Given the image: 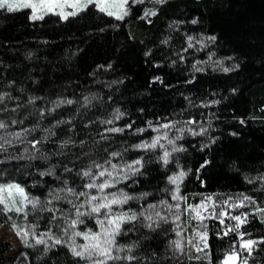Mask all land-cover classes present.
<instances>
[{
    "label": "trees",
    "instance_id": "16d2710c",
    "mask_svg": "<svg viewBox=\"0 0 264 264\" xmlns=\"http://www.w3.org/2000/svg\"><path fill=\"white\" fill-rule=\"evenodd\" d=\"M149 10L157 14L142 18ZM194 19L196 24L191 23ZM213 35L217 37L214 43L208 40ZM188 37L193 38L194 47H188ZM186 48L187 51H183ZM146 52L151 54L145 56ZM236 64L239 68L231 70ZM225 68L230 70L225 72ZM155 76H160L163 83H152ZM190 80L193 82L188 83ZM4 92L16 99L5 98L0 104V108L6 109L0 111V119L5 122L24 120V125L10 131L35 125L37 110L53 107L49 101L71 99L74 103L46 115L39 121L40 128L29 137L45 135L41 129L52 127L58 119L72 121V125L53 128L56 135L40 146L48 158L0 165L3 171L0 183L21 182L32 195L43 200L48 190L59 182L50 176L41 179L36 173L55 166L58 177L67 178L70 184L75 181L80 190L84 181L76 177L75 172L86 168L89 158L77 159L76 154L82 151L78 146L60 150L61 140L70 136L78 143L83 139V151L96 156L99 149L123 151L155 135L151 130L142 136L126 130L123 134L107 133L109 139L105 141L100 137L105 128L124 127L133 121V128H143L147 121L155 124L194 117L208 132L204 137L186 134L180 142L187 151L177 155L179 164L192 170L181 185L188 203L198 204L204 197L211 196L218 204L227 200L231 205L238 203L241 196H249L255 204L230 209L233 215L264 208V179H261L264 177V0H167L163 4L144 0L132 6L122 21L95 8L67 21L55 15H46L43 21H32L28 10L15 13L0 10V93ZM30 97L44 99L33 105L28 103ZM85 97L95 99L85 107ZM17 104L21 106L12 111ZM115 109L124 113L120 120L108 125L100 123L111 119ZM241 119L245 124L239 123ZM73 125L75 130L70 131ZM193 127L198 129L200 125ZM233 132L238 135H231ZM210 137H217L216 143L200 151ZM59 151L65 155H58ZM160 151L157 150V154ZM8 152L15 154L16 148H9ZM141 155L147 159V154L132 150L125 153V158L130 160ZM206 159L211 163L197 173L196 169ZM17 164L24 166L21 171L15 170ZM65 165L73 168V172L61 175ZM146 168L147 179L138 177L140 183L129 181L118 187L134 195L145 191L153 195L147 201H132L125 207L139 210L141 204L164 197L162 189L168 187L166 177L176 170L174 164L164 167L154 159ZM197 175L201 179H197ZM37 180L39 186L33 187ZM59 206L70 207L63 202ZM9 215L14 220L0 214V227L12 230L13 222L24 225L30 221L39 225L37 234L47 228L49 214L46 212L30 214L29 221L15 217L14 213ZM196 223L190 221V225ZM204 223L208 226L207 257L205 253L191 252L199 255V260L173 257L168 248V241L175 239L171 230L165 236L138 225L136 230L121 237L120 242H139L141 246L135 251L140 256L147 257L154 250L160 264H220L231 251L233 241L237 247L239 241L234 233L218 236L224 226L217 220L208 219ZM233 223L225 221L226 225ZM241 230L251 233L245 239L264 238V214L250 215L249 223ZM193 231L194 227L187 228L188 238ZM28 243L35 245L31 236ZM43 248V245L25 247L22 243L11 256L5 257L11 247L6 242L0 243V264H72L66 248L57 246V250L47 255ZM189 250L190 246L186 247V251ZM144 264L150 262L145 260ZM248 264H264V244L256 245Z\"/></svg>",
    "mask_w": 264,
    "mask_h": 264
},
{
    "label": "snow or ice",
    "instance_id": "6c2138e0",
    "mask_svg": "<svg viewBox=\"0 0 264 264\" xmlns=\"http://www.w3.org/2000/svg\"><path fill=\"white\" fill-rule=\"evenodd\" d=\"M155 2L163 4L167 0H155ZM141 3H144V0H0V10L8 13L28 10L32 21H43L46 15H55L61 20L67 21L71 17H76L80 13L95 8L108 17H114L116 20L122 21L129 15V9L132 6ZM156 14L155 11L149 10L144 13L142 18L155 16ZM191 23L196 24L197 20L194 19ZM192 39V37H188L189 48L194 47L191 43ZM216 39L217 37L214 35L208 37V40L213 43ZM183 51H187V48ZM150 54V52H146L145 56ZM180 59L183 60V56ZM196 63L201 62L197 61ZM155 66L159 67V65ZM193 67L196 68V64ZM237 68H239V64L234 65L231 70ZM196 70L200 71L199 68H196ZM229 70V68L224 69L225 72ZM157 82L163 83V79L160 76H155L152 83ZM192 82L191 80L188 81V83ZM5 98L9 100L16 99L12 97L11 93H0V104H3ZM43 99V97H30L28 103L34 105L37 100ZM93 99L95 97H85L84 106L87 107ZM49 103L53 104V107L37 110L35 113L37 123L32 127L25 126L17 131H10V128L24 125V120L13 119L5 122L0 119V165L12 161L23 162L38 160L41 157L48 158L40 146L56 135L53 128H59L64 124L72 125V121L58 119L52 127L41 129L46 133L45 135L32 137L31 139L29 137L40 128L39 121L43 120L46 115H50L65 104L72 105L74 101L71 99H57L56 101H49ZM213 103L217 102L214 101ZM20 106L17 104L12 111H16ZM202 106L207 107L209 105ZM5 110L0 108V111ZM123 116L124 113L119 109H115L111 119L102 120L100 123L113 124L114 121L120 120ZM134 123L133 121L124 127L105 128L100 133L101 140L107 141L109 139L107 133L123 134L126 130H132L133 135L141 136L144 132L151 130L156 135L150 140H141L130 145L124 148L123 151H108L107 147L99 149L96 156L83 151L85 145L83 139L77 143L69 136L59 142L58 147L60 150L70 146H78L82 151L80 154H76L77 159L82 156L89 158L87 167H82L75 172L76 177L84 181L80 186V190H77L75 181L70 184L67 178L61 179L58 177L55 166L38 170L36 173L41 179L50 176L56 178L59 182L56 187L48 190L47 196L43 200L39 196L32 195L21 182L6 181L0 183V214H3L8 220H14V217L9 215L12 213L15 214V217L24 221H29L32 213L46 212L49 214L46 217L47 228L40 231L39 234L36 232V228L39 227L36 223L29 221V223L21 225L13 222L11 228L15 235L21 239L25 247L43 245L45 255L50 251L57 250V246L66 248L72 258V264H81V262L83 264H144L145 260H148L150 264H160L154 250L147 257L140 256L135 251L141 246L139 242L123 244L120 242V238L136 230L138 225L156 234L162 232L165 236L171 230L177 237V239L168 241V248L171 250L173 257L177 260L180 257L199 260L201 257L192 255L191 252L205 253L207 257L206 249L209 248L208 226L204 221L214 219L224 226L222 234L218 233V236L222 238L234 233L239 241L238 247L236 241H233L231 251L225 254L220 264H248V257L252 255L257 244H264V238L260 240L245 239L246 236L250 237L251 233L241 229L249 223L250 215L264 214V208H257L252 213L240 212L233 215L230 209L245 208L249 203L254 205L255 201L249 196H241L238 203L229 205L226 200L223 204H218L211 196H207L198 204H190L188 203V197L181 192V185L192 170L185 169L179 164L177 155L187 151V148L180 142L186 134L191 137H204L208 129L203 127L201 122L194 117L186 120H166L163 123L157 121L155 124L152 121H147L146 127L143 128H133ZM239 123L243 125L245 121L241 119ZM194 125H200V127L197 129L193 127ZM85 127H88V125L86 124ZM69 130L74 131L75 126L73 125ZM231 135L237 136L238 133L233 132ZM217 139V137H210L208 143L201 145L200 151L203 152L205 149L210 148L216 143ZM24 144H27L28 147H17V145ZM13 147L16 148V153L10 154L8 150ZM129 150L143 152L147 154V159L144 155L130 160L126 159L125 153ZM157 150H161L160 154H157ZM101 152L106 153V155H100ZM57 154L65 155L63 151H59ZM153 159L164 167L170 164L175 165L176 170L166 177L168 187L162 189L165 196L156 202L141 204L139 210L125 207L132 201H147L148 197L153 195L148 191L134 195L118 187L121 184H127L129 181L138 184L140 183L138 177L147 179L148 170L146 165L150 164ZM210 163V160H204L196 169V172L199 173L201 169H205ZM23 167L22 164H17L15 170L21 171ZM72 172L73 168L65 165L61 175ZM27 174L32 175L31 172H27ZM2 175L3 171L0 170V177ZM196 178L201 179L199 175ZM261 179H264V177H261ZM252 182V180H249V183ZM201 183L203 184L202 180ZM39 184L40 181L37 180L32 186L37 187ZM61 202L70 207L67 209L60 207ZM226 220L235 223L226 225ZM190 221H196L197 223L193 226L190 225ZM163 225L169 227L164 228ZM189 226L194 227L190 238L186 235ZM30 236L34 239L35 245L28 243ZM78 239L82 243H78ZM188 246H190V250L186 251ZM21 255L26 257V254L22 253Z\"/></svg>",
    "mask_w": 264,
    "mask_h": 264
},
{
    "label": "rangeland",
    "instance_id": "374dc122",
    "mask_svg": "<svg viewBox=\"0 0 264 264\" xmlns=\"http://www.w3.org/2000/svg\"><path fill=\"white\" fill-rule=\"evenodd\" d=\"M68 10L70 11L71 9ZM175 239H177L176 236ZM4 242L8 243L11 247V251L8 252L5 257L11 256L15 251H17L21 247L22 244L21 239L15 235L13 230H11L8 227H0V243H4ZM78 243H82V241H78Z\"/></svg>",
    "mask_w": 264,
    "mask_h": 264
}]
</instances>
